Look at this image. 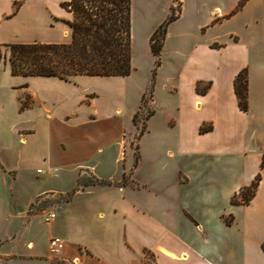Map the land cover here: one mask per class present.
Here are the masks:
<instances>
[{"label": "crops", "instance_id": "0c3cea01", "mask_svg": "<svg viewBox=\"0 0 264 264\" xmlns=\"http://www.w3.org/2000/svg\"><path fill=\"white\" fill-rule=\"evenodd\" d=\"M69 1L0 0V44L66 43L73 15L62 4ZM140 1L145 42L136 46L133 23L130 76H77L71 81L13 76L4 63L0 264H264V31L249 40L237 31H230L228 39L202 37L251 0L241 8L242 0L216 6L203 23L194 12L189 17L183 0ZM176 3L182 9L168 26L156 76V84L168 79L169 89L155 91L147 130L131 143L134 161L121 170L131 139L125 135L118 91L108 89L102 97L90 86L104 82L109 87L140 75L151 79L156 58L150 38ZM25 14L31 20H24ZM25 27L38 34L26 37ZM243 70L247 111L240 109L234 88ZM208 83L205 94L197 91L199 84ZM140 104L131 115L136 131L133 117ZM204 127L211 129L202 132ZM145 137L147 162L140 153ZM37 161L43 169H37ZM147 164L152 176L146 181L141 172ZM85 174L117 183L130 174L131 184L79 187ZM258 175L252 201L233 204L234 196ZM152 190L168 204H156ZM70 193L72 199L52 210L42 208L46 200ZM49 212L56 219L46 224ZM38 217L44 223L39 227ZM51 238L63 241L58 254L49 251Z\"/></svg>", "mask_w": 264, "mask_h": 264}, {"label": "trees", "instance_id": "16d2710c", "mask_svg": "<svg viewBox=\"0 0 264 264\" xmlns=\"http://www.w3.org/2000/svg\"><path fill=\"white\" fill-rule=\"evenodd\" d=\"M239 5L241 8L244 2ZM62 7L73 15L68 21L70 37L66 43H17L0 44V63H6L5 48L9 51V66L13 76L57 77L71 81L77 76L127 77L133 72L132 65V0H70ZM175 9L171 16L151 36L150 46L156 58L151 81L142 96L141 104L133 117L139 137L147 130L146 122L154 114L156 76L161 64V52L168 26L178 18ZM211 83L197 86L205 94ZM235 93L241 110L249 109L247 71H241L234 81ZM141 118V120H140ZM141 122V123H140ZM211 127H204L202 132ZM138 162L139 156L136 157ZM264 166V159L262 162ZM261 176L251 186L243 188L232 199L233 204H249L255 196ZM122 183L102 180L91 176L79 179L78 186H122ZM230 223V221H228ZM264 249V245H263Z\"/></svg>", "mask_w": 264, "mask_h": 264}, {"label": "rangeland", "instance_id": "374dc122", "mask_svg": "<svg viewBox=\"0 0 264 264\" xmlns=\"http://www.w3.org/2000/svg\"><path fill=\"white\" fill-rule=\"evenodd\" d=\"M237 0H183L185 3V7L187 8L189 17H192L193 12L197 15V19L199 20L200 23H203L207 20H209L210 15L212 14L214 8L216 6L218 7H229L231 4ZM245 4V2H244ZM175 11L179 15V11L182 9V4L181 3H176L175 4ZM244 10L238 11V13L230 20L227 22L221 23V24H216L214 26H211L208 28L207 33L204 34L202 37L205 38H212L215 37L216 35L222 37V39H228L229 35L228 33L230 31H237L240 32L242 37L245 38L246 40L257 38V34H259L261 28L264 31V0H251L246 2V5ZM31 16L28 14H25L23 16L24 20H31ZM143 13H142V3L140 0H135L133 3V8H132V35H133V23H134V35H135V43L136 46H142L143 42H145V37L143 35L142 31V26H143ZM259 22V23H258ZM38 33L33 31V30H23V35L26 37L32 38ZM199 34H203L202 32H199ZM133 39V36H132ZM245 43V42H242ZM2 52H6V63L9 65V56L10 53L9 51H6L5 48L2 49ZM4 59L0 63V78L1 76H5V74L8 71H5L6 65L3 62ZM152 76V75H151ZM101 80V79H98ZM122 80V79H121ZM103 81V80H102ZM151 79H149L146 76H137L133 77L132 79H129V81H124L126 83H121L118 85H112L109 84V87L105 86L102 82H99L97 84L93 83L90 87L95 89L96 91L100 92L102 97L105 96V94L109 95L108 89L112 90H117L118 91V98H117V104L122 108L123 110V120H124V126L126 129V134L128 136V139H131V142H129L128 146L126 147V160L127 162H121L120 163V169L122 170L124 165H130L134 161L133 158V148L131 143L135 142L139 138V132L134 130L132 120H131V115L134 111V109L137 107L138 103L141 102L142 99V94L141 98H138V93L141 92V89H147L149 84H150ZM110 82V81H108ZM170 81L166 78H160L158 79V83L155 85V91L156 93H164L169 89ZM107 87V88H106ZM107 100L106 102L110 103L112 99H110L109 96H106ZM105 100V99H104ZM141 120V118H140ZM141 123V122H140ZM133 130V131H131ZM138 132V133H137ZM131 133V135H130ZM147 137H145L144 141L142 142V149H140V153L145 159V162L148 161V147H147ZM124 154V153H123ZM137 157V154H136ZM136 160V159H135ZM136 163L137 160H136ZM37 169H43V165L41 161H37ZM126 166V167H127ZM148 164L143 168L141 176L144 178V180H149L151 178V173L152 171L149 170ZM158 176L163 177L162 173H157ZM91 176L89 174L82 175V180H86L87 178H90ZM119 177V176H118ZM131 176L130 174L126 175L122 182L125 181L126 185L131 184ZM121 182V183H122ZM82 187V186H81ZM147 188L141 191L144 196H146L147 193ZM152 196H156V204H168V202L165 201L166 198H164L163 194H159V192H154L153 190L151 191ZM150 194V195H151ZM6 194H4L5 196ZM167 195V194H166ZM2 197L3 202H5V197ZM74 196L72 193L69 195L60 198L58 201L57 200H46L42 208L50 211L52 210V207H55L57 203H60L61 201H64L69 198H73ZM44 223L42 221L41 217H38L35 222V226L39 227L42 226ZM24 238V237H23ZM37 244L40 246V240L37 239Z\"/></svg>", "mask_w": 264, "mask_h": 264}, {"label": "built area", "instance_id": "2783aa9c", "mask_svg": "<svg viewBox=\"0 0 264 264\" xmlns=\"http://www.w3.org/2000/svg\"><path fill=\"white\" fill-rule=\"evenodd\" d=\"M56 219L55 212L47 213L43 220L46 224L52 223ZM63 248V241L59 238H51L49 241V251L51 254H58Z\"/></svg>", "mask_w": 264, "mask_h": 264}]
</instances>
